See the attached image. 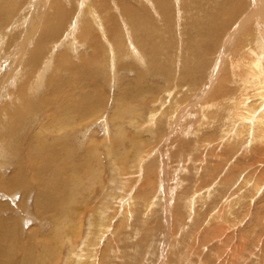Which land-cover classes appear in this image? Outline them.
Instances as JSON below:
<instances>
[{
    "label": "rangeland",
    "instance_id": "rangeland-1",
    "mask_svg": "<svg viewBox=\"0 0 264 264\" xmlns=\"http://www.w3.org/2000/svg\"><path fill=\"white\" fill-rule=\"evenodd\" d=\"M10 1L14 4L9 15L0 10V31L10 33L9 37L4 36L0 39V82L5 81L9 69L17 65L19 57L17 58L15 53L12 54L11 47L18 44L20 29L25 30L29 16L35 15L37 10L31 8V15L26 16L27 23L23 24L25 28H17L15 17L19 16V11L26 13L27 10L24 9H27L34 0ZM39 1L43 0H38L37 7ZM62 2L68 8L72 7L73 12L79 4L78 0ZM189 7L185 21L190 20L191 6ZM65 30L68 28L61 30L63 35ZM70 30L71 28L68 31ZM12 32H16L18 36L12 34L15 37L10 40ZM47 35L50 38L54 37L48 32ZM187 35L194 36L193 32L183 30V38ZM170 36L175 42L173 48L169 47L167 51L163 49L159 52L157 49L152 51L156 57L159 54V61L167 60L165 67L166 70L170 69L169 73L149 70L145 68V64L131 70L118 67L115 80L110 65L106 68V76L95 70L91 73L94 72L97 77L90 74L84 79V75L79 74L77 78L83 79L80 85L82 94L86 91L87 96H91L94 91H99L102 97L105 96V103L103 101L99 112L77 116V110L73 112L69 109L60 114L58 119L51 120L52 128L44 130L42 127L38 128V125L40 127L38 123L58 115L53 116L52 111L48 114L43 107L44 104L35 105L32 102L30 108L26 110L30 117L28 124L20 128L19 124L23 125V121L17 122L19 127L17 130H13V124L10 126L12 140L6 138L5 146L10 148L8 150L12 155L9 154L7 159L0 162V175L2 174L0 179L3 182L7 181L15 167V160L20 159L23 172H28L25 174L30 182L34 184L35 179L40 181L44 191L50 194L48 195L50 205L54 207L52 210L55 214L57 212L58 216L53 217L46 213L45 199L40 204L42 206L40 210L34 208L37 189L32 183L27 189L25 206L22 207L19 206L23 195L21 188L18 187L19 189L16 188L13 192H5L0 188V234L6 236V239L0 240V251L6 249L4 254H7L6 257L3 255L0 258L2 262L8 258L13 260L11 258L16 254V241L22 239L26 244L22 250L31 257L24 255L22 259L13 260L14 264H264V143L248 144L246 134L242 136V138L246 136L244 142L240 137L234 136L230 138L232 140L229 143L227 141L229 139L220 140V137L225 135L222 133L224 125L222 127L220 125L224 112L222 116L220 110L213 107L216 109H212V114L216 111L215 117L209 116L207 119L199 113V109L204 107L202 101L207 99L211 106H222L217 104L220 99L208 95L209 93L206 95L204 91L203 95L196 87L189 88L192 86L186 81L190 80L189 78H186L185 82H180L177 75L180 62L178 52L179 49L181 51L187 49L188 42L182 43L176 32ZM37 37L33 44H29L31 47H34ZM88 37L94 38L91 34ZM41 40L43 43L42 37ZM44 44L43 59L49 58L51 53L63 50L57 43H52L48 39ZM29 45L27 50L30 48ZM187 52L190 61H193L195 58L193 51ZM10 53L11 57H6ZM181 54L184 55V52ZM146 56L148 57V53ZM139 69L142 71L138 72ZM207 69L203 74L204 78L210 74L208 73L210 70ZM32 71L34 75L35 70ZM62 72H58L57 76L66 79V76L68 78L71 75L65 70ZM108 73L111 74L107 77ZM139 73L143 74L139 79L143 81V86L148 88L154 86L150 92L139 91L140 83H137ZM100 75L106 78L105 81ZM50 77L53 76L51 71H48L45 79L48 81ZM33 78L32 82L35 80L34 76ZM8 79L7 83L4 82L8 85L7 88L3 87L5 91L1 90L0 104H3L9 94L12 98L13 94L15 97L16 95L21 97L24 89L29 86L28 81L31 82L30 75L25 74L19 79ZM17 82L23 86H18L12 94ZM129 83L133 91L127 93L124 90ZM217 83L220 81L213 86H217ZM194 85L201 89L198 82ZM46 86L48 87L40 88L41 93L49 96L53 93V87ZM68 86L64 89H69ZM156 86L159 88H155ZM166 90L173 93L171 97ZM45 94L44 96L40 94L38 96L40 98L37 99L47 97ZM175 97L177 99H174ZM152 99L154 102H151ZM56 100L61 101L60 103L64 101L60 97ZM151 105L154 106L153 109L150 108ZM161 106H165L164 111ZM135 109L141 110L142 113L139 115L140 119L139 117L130 119L135 125L127 120L128 116L127 119H118L114 116H119L118 113L123 112L122 110L123 114L132 111L134 113ZM37 111L40 116L35 115ZM151 111L155 114L154 122L148 119ZM214 121L215 124H211ZM31 124H34L33 127ZM139 126L141 127L138 128ZM12 130L16 134L11 133ZM36 132L41 133L37 135ZM35 135L38 138L34 137ZM63 136L64 140L53 142L58 143V147L48 150L52 140ZM34 138H37L36 141ZM234 140L241 142L239 144ZM42 144L50 145L46 146L47 149L44 146L45 148L41 150ZM64 147L69 150L65 159ZM29 148L33 151L31 152ZM17 156L18 158L13 159ZM42 158L45 159V163L40 161ZM82 160V163L85 162L84 167L80 163ZM71 165L78 166L74 172L65 170ZM83 208L87 210L84 209L83 212ZM23 214L25 222L20 221ZM99 224L104 227L98 226Z\"/></svg>",
    "mask_w": 264,
    "mask_h": 264
},
{
    "label": "bare ground",
    "instance_id": "bare-ground-1",
    "mask_svg": "<svg viewBox=\"0 0 264 264\" xmlns=\"http://www.w3.org/2000/svg\"><path fill=\"white\" fill-rule=\"evenodd\" d=\"M62 1L63 0H43L42 1L43 3L39 1L40 4L37 7L38 0H34L27 6V9H24L25 11L27 10L26 13L23 14L20 13L22 11H19V16L15 17V24H18L16 25L17 28H22L24 22H26V16L31 15L30 9L35 8L34 10H36L37 8L35 15L33 14L32 16H29L28 23L26 22L27 24H25L26 28L23 27L25 28V30L21 31L20 29L21 31L20 33L18 29L20 39L17 42L18 44H15V46L11 47L12 54L15 53L16 57L17 58L19 57L18 62L16 63L17 65L14 68L9 69L8 75H6L4 78L5 81L0 82V94H2V91L4 90L3 87L8 86L4 84V82L5 83L8 82L9 80L8 78L15 80L16 78L17 79H19L20 77L22 78L24 74L26 76L30 75L31 77L30 79L31 82L28 81L29 86L26 89H24L22 95L20 93L21 97L20 96L17 97V95L15 97L13 94L15 90L18 88V86H23V85H18L20 82L19 81L17 82V85L14 87L15 89L12 90L13 98L9 94L7 95L8 97H6V100L3 102V104L2 103H1L2 105L0 104V162L5 158L7 159V157H9L10 155H12L11 154L12 152L10 153L8 150L10 148H6L7 146H5V144L7 143L6 138H9V140L11 139L10 130L12 128L10 126H12L13 124L14 125L13 130H17L18 123H21V121H23V125L19 124L20 128L21 126L28 124L30 117H28L29 116L27 114L28 111L26 110L30 108L32 102L35 105H37L38 103L41 105L44 104L43 107L46 108V112L48 114L50 111H52L53 116L55 114L58 115L54 117L51 116L52 118H50L49 120H45L44 122L42 121L38 123L40 124V127L38 125V128L42 127L44 130L45 129L48 130L52 128L53 123L51 120L58 119L59 116H61L60 114H63V112L69 109L72 110L73 112L77 110V114H78L77 116L79 115L85 116L86 114L89 115L95 113V111H98L99 107L103 105L105 96L102 97L99 91H94V94H91L92 99L91 96H87L86 91L85 92L83 91L82 94L80 85H82L83 79H81L80 77L77 78L79 74L80 76H82L83 74L84 79L87 78V76H90V74L97 77L94 72L91 73L92 70H95L98 73H103L106 76V68L108 67V65H110V69L112 70V74H114L113 78L115 80L116 78L115 72L118 69V67H121L124 70H131V68H136L140 66L143 67L145 64H146L145 68H149V70H158V72L167 71L169 73L170 69L166 70L165 67V65H167V60L164 59L163 61L162 60L159 61V54L156 57L155 55L152 54V51L153 49L154 50L157 49L158 52L159 50L162 49L163 51H167L169 47L173 48L175 42L173 41V38L170 35L172 34L174 35L175 32L176 34H178V36H180L179 40L182 43L184 42L189 43V44L187 43L188 45L187 49L182 51L181 49H179L178 53L180 56V62L178 66L179 69L177 70L178 72L177 75L179 77L178 76L176 77H178L180 82L182 81L185 82L184 80H186V78H189L190 80H186L187 82H190L192 85L189 88L196 87V89L198 88V91L201 94H203L204 91L205 94L209 93L208 95L211 94V96L214 95L216 96V98L220 99V100L217 99L219 100L217 104L222 106H217V105L211 106L209 101L206 99L202 101L204 107L203 108L201 107L199 109V113L206 119L209 116L211 118L215 117L214 114H216L215 113L216 111L214 112V114H212L213 112L212 109L215 108L217 110L219 109L222 116H223L222 112H224V117H222L223 120L220 125L221 127L224 125L223 126L224 129L222 130V133H224L226 137L225 135H223L222 137H220L221 138L220 140L225 141L229 139L227 140L229 143V141L232 140L230 138L234 136V138L240 137L241 138L240 140L244 142L246 136L243 138L242 136L246 134L248 136L247 137L248 144L252 142L254 144L264 143V0H78L79 2L77 3L79 4H77L75 12H73L72 7L68 8L65 5V3H63ZM71 1L74 2L75 0H71ZM13 4H11L10 0H0V5L2 8L0 9L1 12L2 13L5 12L4 14L9 15ZM189 6H191L190 9L191 14L189 16L190 20L185 21L187 8ZM77 8H79V10ZM65 28L66 29L68 28V30L69 28H71L70 30L71 32L65 30L66 31V32L64 31L65 35H63L61 30ZM186 29L187 32L189 31L193 32L194 36L187 35L186 38H183V30L186 31ZM47 32L53 35L54 37L50 38L47 35ZM12 34L17 35L16 32L15 33L12 32L10 36L11 38L10 40H13L12 37L13 38L15 37V35ZM89 34L93 35L94 38L88 37ZM9 35L10 33L8 34L7 32L0 31V36H1L0 39H2L4 36L9 37ZM40 36L43 39V43L41 42L42 40ZM36 37L38 39L35 41L34 47L32 46L33 47L32 48L29 44H33V41ZM47 39L50 40V42L52 43H57L58 46L62 47L63 50L62 51L58 50L59 52L57 53H51L49 55L50 57L47 59L44 58L45 59L44 60L43 49L45 47L44 42ZM154 43H156L157 45H155ZM27 45H29L30 48L32 49L30 50V48H28L27 50L26 49L28 47ZM54 45L56 46V44ZM77 49H79L80 51L79 50L77 51ZM22 50H23L22 52L23 55L21 54ZM190 50L193 51V56H195L194 58L195 60L193 59V61H190L191 58L190 56H188L187 51ZM181 52H184V55L181 54ZM147 53H148V57L146 56ZM12 54L11 53L9 55L6 54L7 55L6 57H11ZM72 54H76L77 56L75 55L72 56ZM211 54H214L215 56L212 57ZM148 63L149 65H147ZM12 65H13V61H12ZM172 65H170V67ZM190 68L191 70L189 71ZM206 69L207 71L210 70L208 72L210 74L208 75V77L206 76V78H204L203 74L206 73ZM32 70H35L34 75L32 74L33 72ZM64 70L67 73L71 74L70 77L67 78L66 76V79H64L63 76H57L58 72L61 73ZM48 71L49 72L51 71V76H53L50 77L49 79L51 80V82L49 80L48 82L45 79V76ZM140 71L142 70L139 69L138 72ZM110 74L111 73H108L107 77L110 76ZM33 76L35 77L34 82H32ZM142 76L143 74L139 73V77L137 80V83H140L139 91L146 93L150 92L151 89L154 88V86L149 88L143 86L142 84L143 81L139 80ZM98 79L100 80V78ZM105 79L106 78L103 76L102 80L105 81ZM217 81L218 82L220 81V83H217V86H213ZM196 82L201 84V89H199L197 85H194V83ZM72 83L74 85H72ZM14 84L16 83L14 82ZM68 84H70V86H68ZM236 84L237 86L235 87ZM46 85H51L53 87L52 88L53 93L49 96H47L44 92L41 93L42 88L44 89L48 87ZM67 86L69 87V89H64ZM174 86L176 88V85ZM155 88H159V87L156 86ZM38 89H40V91H38ZM177 89H178V85H177ZM124 91L127 93H129V91H133L130 83L127 84V87H125ZM167 93L168 96L170 97L173 94L171 91H167ZM40 94H42L43 96L45 94V96L47 97H43L42 99H37V97L40 96ZM58 97L64 100L63 103H60L61 101L56 100L58 99ZM154 99L158 100L156 98ZM174 99L177 98L175 97ZM151 102H154L153 99ZM202 103H200V105ZM146 104L147 101L145 102V105ZM153 107L152 105L150 106V108L152 109ZM163 107L165 106H161L160 108L164 111L165 108ZM122 111L124 112V110ZM39 112L41 111L39 110ZM39 112L37 111L35 115H38ZM117 112L118 111H115V113ZM123 112L118 113L119 116L117 115L114 116H116V118L118 119H124L128 116L127 117L128 119L127 118L126 119L128 121H131L132 119L138 118L139 115L142 114L141 110L136 111V109L134 110V113L132 111L123 114ZM220 112H217V114H219ZM144 113L146 112L144 111ZM149 113L151 114L150 118H148L149 121L154 122L153 120L155 119V114H152V111ZM164 113L166 114L167 112ZM138 119H140V117ZM36 120L39 121L38 118ZM197 122L198 121H196V123ZM133 123L135 125L134 121ZM211 124L214 125L215 121L212 122ZM31 125L33 127L34 124ZM140 127L141 126H139L138 128ZM9 128L11 129L9 130ZM115 128L118 129L117 127ZM230 128L231 130L229 131ZM13 130L11 131V133H15ZM197 131L198 129L196 130V132ZM38 133L41 132H36L37 135ZM37 135H35L34 137H37ZM30 138L31 137H29V139ZM37 138H34V140ZM64 138L65 137L63 136L61 138L58 137L55 140H52V142H50L51 145L50 144L46 145L47 147L50 145L48 147L49 148L48 150H51L53 148L55 149L56 147H58L57 146L58 143H53V142H56L58 140L59 141L64 140ZM236 141L237 140H234V142ZM237 142L240 144L239 140ZM96 143L94 144L96 145ZM18 144L19 143L17 142V145ZM211 144H213V142ZM44 146L45 145L40 147L41 150H43V148L46 147ZM47 147L45 149H47ZM64 148L66 151L65 152L66 154L64 155V159H65L66 158L65 156L68 154L67 152H69V150L66 149V147ZM30 149L31 148H29V150ZM30 151L32 152L33 150L31 149ZM16 158H18V156L13 157V159ZM19 160L20 159L15 160L14 162L15 167L9 179L5 182H3L2 179H0V188L5 192H10V191L13 192L14 190H16V188L18 187L21 188L23 190L22 192L23 195L19 203V206L22 207L25 206L24 200H26L27 189L29 185L31 186L32 182H30L27 174H25L27 171H25V173L23 172L24 169L22 168L23 166L22 161ZM40 161L42 163H45L44 162L45 159L43 158ZM82 162L83 160L80 161V163L82 164V167H84L85 162L84 163ZM43 166L46 165L43 164ZM76 166L73 165L67 166L65 170L67 171L73 170L71 172H74V170L78 167ZM34 170L36 173L35 168ZM33 185L37 189V196L35 202L36 206L34 208H36V210H40L42 207L40 204L43 203L45 199L47 203V206L46 207L44 206L46 213L48 212L50 215L55 217L57 215V212L55 214V212L52 210L54 209V207L50 205L51 200L48 197V195L50 194L49 193L47 194V192L44 191L45 190L44 186L40 181L35 179ZM86 208H83L82 211L84 212V209ZM59 212L61 213L62 211ZM24 214H23V219L22 218L20 219V221L22 222H25L24 220L26 219L24 217ZM98 226L104 227L102 224H99ZM10 227L12 226L10 225ZM13 234H15V232ZM1 239L3 240L6 239V236L0 234V240ZM25 246L26 244L24 240L19 239L18 241H16V247H15L16 254L15 257L11 259L13 260L16 259L17 261L20 258L22 259L23 258L22 256L24 255L30 258L31 255L29 253L25 254L24 250H22V247ZM5 251L6 249L4 250L2 249L0 251V258H2L3 255H5L4 254ZM79 254L81 253L79 252ZM6 256L7 254L5 255V257ZM77 257H80V255L79 256L77 255ZM13 260H10V258H8L7 260L8 262L6 260L5 262H2L0 260L1 261L0 264H14L12 263Z\"/></svg>",
    "mask_w": 264,
    "mask_h": 264
}]
</instances>
